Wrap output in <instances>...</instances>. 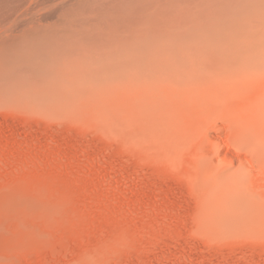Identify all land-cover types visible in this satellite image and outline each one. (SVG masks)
I'll return each mask as SVG.
<instances>
[{
    "label": "rangeland",
    "instance_id": "374dc122",
    "mask_svg": "<svg viewBox=\"0 0 264 264\" xmlns=\"http://www.w3.org/2000/svg\"><path fill=\"white\" fill-rule=\"evenodd\" d=\"M243 43L228 79L175 53L130 72L128 95L84 97L114 123L69 80L0 74V264H264V217L217 216L237 185L264 198V35Z\"/></svg>",
    "mask_w": 264,
    "mask_h": 264
},
{
    "label": "bare ground",
    "instance_id": "6f19581e",
    "mask_svg": "<svg viewBox=\"0 0 264 264\" xmlns=\"http://www.w3.org/2000/svg\"><path fill=\"white\" fill-rule=\"evenodd\" d=\"M260 35L264 0H0V74L3 82L5 76L69 80L76 106L114 123L116 114L101 99L84 97L110 89L128 95L130 72H152L150 63L175 53L201 59L218 82L228 79L251 53L244 40ZM48 92L43 98L64 109L63 97L51 99ZM253 189L244 193L237 185L231 199L225 196L217 215L221 228L259 224L263 195Z\"/></svg>",
    "mask_w": 264,
    "mask_h": 264
}]
</instances>
